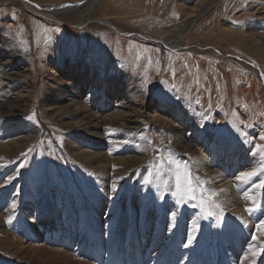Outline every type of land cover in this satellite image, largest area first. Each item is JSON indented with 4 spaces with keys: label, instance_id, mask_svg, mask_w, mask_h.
Returning a JSON list of instances; mask_svg holds the SVG:
<instances>
[{
    "label": "rangeland",
    "instance_id": "374dc122",
    "mask_svg": "<svg viewBox=\"0 0 264 264\" xmlns=\"http://www.w3.org/2000/svg\"><path fill=\"white\" fill-rule=\"evenodd\" d=\"M30 3L34 10L23 0H0V44H4L0 64L9 60L11 74H21L23 85L17 89L22 90L25 97L21 99L29 109L18 115L39 132L21 156H0V220L4 219L0 264H33L31 259L13 256L5 228L15 225L27 205L40 204L41 212L47 213L50 199L73 203L81 213L96 211L101 204L105 213L112 212L106 223L114 221L124 239L132 227L146 229L148 224L145 237L139 236L144 256H150L143 264L162 255L158 245L168 243L177 225L182 233L180 248L186 249L189 235L194 236L191 246L197 245V264H232L229 257L220 256L224 241L233 234L236 238L251 234L250 222L218 203L194 172L191 156L175 146L165 122L172 120V109L188 112L200 132L232 143L236 149L247 144L264 169V153L257 148L264 145V0ZM103 18L122 33L104 24ZM177 43L180 47L169 49ZM78 66L89 69L92 76L99 73L101 82H96V89L114 77L126 76L142 90L138 103L146 102L144 118L131 135L146 140L152 146L151 154L141 165L125 169L124 187L118 193L100 190L95 164L74 158L68 149L67 137L76 132L67 128L69 111L52 115L43 106L51 87L73 80L69 70ZM201 68L209 76L204 82ZM138 144L129 140L130 147ZM185 173L191 180V193L184 190ZM178 175L182 178L179 190ZM146 179L151 183H145ZM164 181L166 187H162ZM155 230L162 232L157 237L161 240L150 247ZM254 242L262 251L250 258L252 251L242 247L235 251L236 264H248L253 257L251 264H264V238L256 237ZM98 262L102 264L99 258Z\"/></svg>",
    "mask_w": 264,
    "mask_h": 264
},
{
    "label": "bare ground",
    "instance_id": "6f19581e",
    "mask_svg": "<svg viewBox=\"0 0 264 264\" xmlns=\"http://www.w3.org/2000/svg\"><path fill=\"white\" fill-rule=\"evenodd\" d=\"M23 1L34 10L30 0ZM101 21L114 31L121 32L111 26L106 18ZM145 37L152 38L148 35ZM178 43L169 49L176 50L180 47ZM3 47L4 44L1 43L0 50ZM186 63L190 64V61ZM11 70L9 60L0 64V156L20 155L39 137V132L32 123L19 118L18 113H25L29 107L26 100L21 99L22 96L25 97L21 94L22 90L17 89L23 85L21 74L17 71L11 74ZM69 71L73 80L65 81L66 84L63 82L57 88L51 87L44 96L43 106L52 115L69 111L70 121L66 125L76 132L67 137L68 149L74 158L95 164L99 172L100 190L112 191L115 183L116 191H112V194L118 193L124 187L122 181L125 169L132 164H140L141 160H146L151 154V145L148 146L146 140L133 139L131 135L144 118L142 115L146 102L138 103L141 95L143 96L142 90L137 82L129 81L126 76L114 77L111 81L99 84L96 89V82H101L99 73L92 76L89 69L80 66ZM214 71L217 74V70ZM84 75L87 77L82 78ZM200 77L203 82L209 78L202 68ZM171 116L172 120L165 123L171 129L173 142L181 151L191 156L194 172L205 181L208 191L215 193L214 197L217 196L218 203L225 209L250 222V230L253 232L246 235L241 233L237 238L234 234L227 236L220 256L229 257L232 264H236L235 251L242 247L258 254L261 247L253 238H264V226L261 225V221H264V187H255L264 181L260 159L253 155V149L247 144L236 149L232 143L224 144L207 133L200 132L188 112L172 109ZM2 131H5L3 137ZM129 140H137L139 144L130 147ZM241 173L254 174L247 180H240L238 177ZM245 196L251 199H246ZM257 204L260 205V208L257 206V212L247 210ZM78 209L73 203L58 204L54 199L47 203V213L41 212L40 204L31 207L27 205L22 210L24 212L15 218V225L5 228L13 256L31 259L33 264H99L98 258L102 264L112 261L118 264V260L119 264H143L149 259L148 254L144 256L143 244L139 242V236L145 237L147 234L148 224L146 229H142V225L139 228L132 227L124 239L120 227L114 221L106 223L110 221L112 212L105 213L101 204H98L94 213L88 209L87 212H77ZM103 214L105 219H102ZM45 218L48 220L43 222ZM3 220H0V227L4 228ZM179 227L176 226L173 237L168 239L166 245H158V253L162 255L151 258V264L198 263L196 244L186 249L178 246L182 235ZM161 233L160 230H155L150 247L161 240L160 237L157 239ZM115 240H124L125 244H116ZM199 243L203 247L204 243ZM252 256L253 254L250 258ZM255 257L246 258L247 263L251 264Z\"/></svg>",
    "mask_w": 264,
    "mask_h": 264
},
{
    "label": "snow or ice",
    "instance_id": "6c2138e0",
    "mask_svg": "<svg viewBox=\"0 0 264 264\" xmlns=\"http://www.w3.org/2000/svg\"><path fill=\"white\" fill-rule=\"evenodd\" d=\"M262 139H264V137H262ZM257 148L262 152L264 153V145H257ZM21 167H23V165H21ZM254 173H241L240 176L238 177V179L240 180H247L249 179ZM188 176L189 174L188 173H185L184 174V179L187 180V183L185 184V188L184 190L187 191L188 193H191L192 189H191V180L188 179ZM13 179V177H9V180ZM181 177L178 175L177 176V189L179 190L181 188ZM191 179H198L197 177H193ZM145 183H148L150 184L151 183V180L150 179H146ZM167 185V181H164V185L162 187H166ZM255 187H264V181H262L259 185H255ZM112 191L115 192L116 191V184L113 183L112 185ZM213 196L215 195V193L212 194ZM161 199L164 198V192L162 191L161 192V196H160ZM194 198V197H193ZM246 199H251V197H248V196H245ZM253 204L255 205V201H253ZM217 208H219L220 206L219 205H216ZM249 212H253L255 211V207L253 208H249L247 209ZM172 216L173 218L175 217V212L172 213ZM261 225L264 226V221H261ZM262 235H264V233H262ZM193 239H194V236L193 235H189L188 237V240H187V243L185 244V247H188L190 246L192 243H193ZM255 239V237H254ZM253 256H255L257 253L256 252H253L252 253Z\"/></svg>",
    "mask_w": 264,
    "mask_h": 264
}]
</instances>
